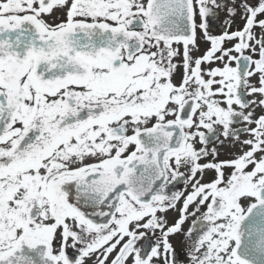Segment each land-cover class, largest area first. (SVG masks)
Segmentation results:
<instances>
[{
	"label": "snow or ice",
	"instance_id": "snow-or-ice-1",
	"mask_svg": "<svg viewBox=\"0 0 264 264\" xmlns=\"http://www.w3.org/2000/svg\"><path fill=\"white\" fill-rule=\"evenodd\" d=\"M0 264H264V0H0Z\"/></svg>",
	"mask_w": 264,
	"mask_h": 264
}]
</instances>
